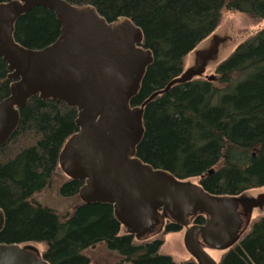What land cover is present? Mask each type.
<instances>
[{
	"label": "trees",
	"instance_id": "16d2710c",
	"mask_svg": "<svg viewBox=\"0 0 264 264\" xmlns=\"http://www.w3.org/2000/svg\"><path fill=\"white\" fill-rule=\"evenodd\" d=\"M65 1L93 6L109 23L129 18L143 31L144 47L153 52L154 63L133 107L182 73L185 58L218 27L224 8L264 20V0ZM60 30L54 13L39 7L17 22L15 39L27 49L41 50L57 41ZM8 75L0 57V102L10 95ZM214 75L215 82L177 86L146 108L138 157L179 179L202 176L201 185L214 195L264 187V31ZM77 118L76 109L39 98L21 110L19 127L0 147V209L6 219L0 244H43L50 264H90V254L101 247L117 255L118 264H178L162 253L165 235L180 231L177 226L168 225L164 236L137 244L133 237L119 236L110 206L80 204L63 217L37 203L55 184L61 185L63 199L76 198L84 185L56 183L62 175L59 155L78 131ZM221 264H264V217Z\"/></svg>",
	"mask_w": 264,
	"mask_h": 264
},
{
	"label": "water",
	"instance_id": "95a60500",
	"mask_svg": "<svg viewBox=\"0 0 264 264\" xmlns=\"http://www.w3.org/2000/svg\"><path fill=\"white\" fill-rule=\"evenodd\" d=\"M54 13L61 27L57 41L41 50L17 43L16 24L36 8ZM264 31L227 8L219 26L185 58L182 73L140 106L141 92L153 52L144 34L129 18L109 23L90 5L65 0H13L0 4V57L7 64L10 95L0 102V147L8 144L30 100L57 101L77 110V133L63 145L58 167L63 180L83 181L73 200H61L56 190L38 197L40 206L68 215L73 205L110 206L120 237L150 243L168 233L162 253L176 263L221 264L264 217V187L239 195H214L201 185L203 177L179 179L138 157L145 136L146 108L177 86L215 81L210 73L248 40ZM199 219L203 224H197ZM0 209V234L5 228ZM45 246L0 244V264H50ZM105 247L90 255V264H118Z\"/></svg>",
	"mask_w": 264,
	"mask_h": 264
},
{
	"label": "rangeland",
	"instance_id": "374dc122",
	"mask_svg": "<svg viewBox=\"0 0 264 264\" xmlns=\"http://www.w3.org/2000/svg\"><path fill=\"white\" fill-rule=\"evenodd\" d=\"M234 13H236V12H234ZM246 15V14H245ZM215 73V70H213V72H211L210 74L211 75H213ZM63 181V177H62V175H61V177H60V179L58 180V181H56V183H58V182H62ZM60 187V184H57V185H53V187L51 188V189H49L48 191H46V192H44L43 194H41V195H39L38 197H40V196H43V195H47V194H49V193H52L54 190H56V192H57V196L61 199V200H73V199H75V198H73V199H63L61 196H59V193H58V188ZM53 194V193H52ZM38 199V198H37ZM76 205H77V203L75 204V205H73V207L70 209V211H69V214L75 209V207H76ZM100 249V248H99ZM96 251H98V250H96ZM95 251V252H96ZM95 252H93V253H95ZM92 254V253H91ZM90 254V255H91Z\"/></svg>",
	"mask_w": 264,
	"mask_h": 264
}]
</instances>
